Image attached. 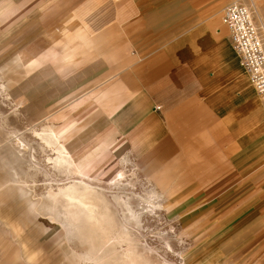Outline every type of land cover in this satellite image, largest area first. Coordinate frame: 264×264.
Listing matches in <instances>:
<instances>
[{
    "label": "crops",
    "instance_id": "1",
    "mask_svg": "<svg viewBox=\"0 0 264 264\" xmlns=\"http://www.w3.org/2000/svg\"><path fill=\"white\" fill-rule=\"evenodd\" d=\"M231 2L0 0V47L17 45L27 69L41 59L45 126L74 170L138 165L177 214L189 264H264V110L221 20ZM23 154L0 186H29L10 168ZM36 204L0 189V264H64Z\"/></svg>",
    "mask_w": 264,
    "mask_h": 264
},
{
    "label": "rangeland",
    "instance_id": "2",
    "mask_svg": "<svg viewBox=\"0 0 264 264\" xmlns=\"http://www.w3.org/2000/svg\"><path fill=\"white\" fill-rule=\"evenodd\" d=\"M235 1L249 6L264 42V0ZM19 51L21 50L17 45L0 47V78L2 77L4 81L0 79V180L4 181V176L8 174L6 164L10 161V155L17 152L13 143L14 138L18 136L23 140L26 149L23 150L24 154L18 165L11 164L10 168L18 169L20 176H16L15 179L25 181L29 186L7 183L0 186V189L12 193L22 187L33 196L41 215L47 217L42 206L48 204L45 195L49 189L52 188L56 192L58 187L77 179L78 176L76 173L67 174L52 168L46 159L47 155L54 154L32 133V130L45 126L46 121L53 123L50 112L44 109L46 107L43 103L46 99L39 95V83L45 73V66L39 57H37L39 64L32 65V68L27 69L17 64L15 58ZM1 83L7 84V92ZM19 96L22 97V101L18 103ZM31 149L35 150L34 159L30 156ZM128 160L121 167L127 179L122 185L108 183L112 179L110 177L120 168L121 161L113 170L89 177L94 178H91L94 184L102 189L116 219L129 229L132 242L130 246L135 247L138 252L148 251L147 258L152 264H189V255L187 256L186 253L190 248V242L181 235L180 224L176 219L177 214L167 211L170 204H162L159 185L153 183L138 165ZM10 168L11 175L8 179H13ZM153 192L156 193L155 196L152 195ZM118 199L130 202L133 210L139 213L138 223L129 219L127 211L117 203ZM59 208L63 210L60 206ZM53 224L63 237L64 264H89L88 262L80 263L77 257H72L73 254L78 256L86 253L89 248L88 242L78 236L67 239L64 229L57 223Z\"/></svg>",
    "mask_w": 264,
    "mask_h": 264
},
{
    "label": "bare ground",
    "instance_id": "3",
    "mask_svg": "<svg viewBox=\"0 0 264 264\" xmlns=\"http://www.w3.org/2000/svg\"><path fill=\"white\" fill-rule=\"evenodd\" d=\"M32 133L54 154L47 155L46 159L52 168L67 174H77L64 146L47 126L34 129ZM14 139L16 153L23 154V150L26 149L23 140L18 136ZM34 151L30 150L32 159ZM77 176V179L58 187L56 192L50 188L45 195L48 204L42 206L47 217L64 229L67 239L78 236L88 242L89 248L86 253L78 256L73 254L72 257H77L80 263L89 264H152L147 258L148 251L138 252L135 247L129 245L132 243L130 231L116 219L102 189L95 185L91 178H82L78 174ZM126 180L125 172L120 171L108 183L119 186ZM155 194L152 193L154 196ZM61 199L63 201H60ZM117 203L127 211L130 220L139 222V213L133 210L129 201L118 199Z\"/></svg>",
    "mask_w": 264,
    "mask_h": 264
},
{
    "label": "built area",
    "instance_id": "4",
    "mask_svg": "<svg viewBox=\"0 0 264 264\" xmlns=\"http://www.w3.org/2000/svg\"><path fill=\"white\" fill-rule=\"evenodd\" d=\"M221 20L264 110V42L253 13L247 4L231 2L224 8Z\"/></svg>",
    "mask_w": 264,
    "mask_h": 264
}]
</instances>
